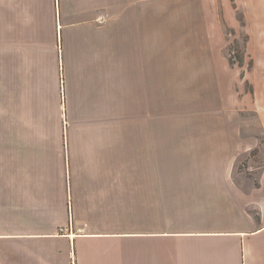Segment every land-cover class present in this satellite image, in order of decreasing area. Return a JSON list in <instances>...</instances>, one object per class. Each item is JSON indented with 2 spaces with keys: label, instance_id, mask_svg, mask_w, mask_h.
<instances>
[{
  "label": "crops",
  "instance_id": "0c3cea01",
  "mask_svg": "<svg viewBox=\"0 0 264 264\" xmlns=\"http://www.w3.org/2000/svg\"><path fill=\"white\" fill-rule=\"evenodd\" d=\"M203 12L0 0V264H264V78L241 119Z\"/></svg>",
  "mask_w": 264,
  "mask_h": 264
},
{
  "label": "rangeland",
  "instance_id": "374dc122",
  "mask_svg": "<svg viewBox=\"0 0 264 264\" xmlns=\"http://www.w3.org/2000/svg\"><path fill=\"white\" fill-rule=\"evenodd\" d=\"M192 1L202 4L204 12L200 17L206 22L202 25L207 28L206 36L216 50L219 67H222L223 73L225 72L227 79L231 82L230 97L233 99L231 102L233 104L240 103L238 105L241 110L239 116L242 119L247 116V108L242 107V103L246 105L248 101H252L254 83L262 81L264 78L262 66L255 64V58L259 60L261 57H254L248 47V9L242 6L240 0ZM201 42H205V37H202ZM250 46L251 49L258 51L261 47L260 40L256 39ZM5 91L7 92L6 86ZM4 108L6 109V104ZM162 109L168 110V104L161 103ZM175 119L174 122L178 126V122H182V120H178V117ZM257 151L258 149H254L249 158L253 156H256L257 160L261 158ZM245 160L247 161L248 158ZM240 167L242 168V164Z\"/></svg>",
  "mask_w": 264,
  "mask_h": 264
},
{
  "label": "built area",
  "instance_id": "2783aa9c",
  "mask_svg": "<svg viewBox=\"0 0 264 264\" xmlns=\"http://www.w3.org/2000/svg\"><path fill=\"white\" fill-rule=\"evenodd\" d=\"M100 17H101V16H100ZM100 17H99V18H100Z\"/></svg>",
  "mask_w": 264,
  "mask_h": 264
}]
</instances>
